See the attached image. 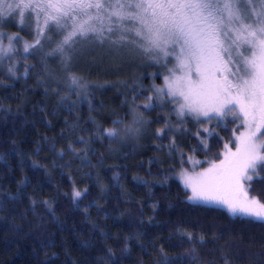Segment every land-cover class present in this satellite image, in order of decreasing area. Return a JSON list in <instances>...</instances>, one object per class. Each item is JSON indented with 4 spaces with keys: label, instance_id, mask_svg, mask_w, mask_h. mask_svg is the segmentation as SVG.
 <instances>
[{
    "label": "trees",
    "instance_id": "obj_1",
    "mask_svg": "<svg viewBox=\"0 0 264 264\" xmlns=\"http://www.w3.org/2000/svg\"><path fill=\"white\" fill-rule=\"evenodd\" d=\"M15 56L6 62L15 65L14 76L6 63L0 65V264H264V223L190 202L177 177L184 168L198 170L221 160L225 146L235 148L243 128L238 118L187 128L167 105L172 134L155 137L160 126L152 101L153 119L138 140L128 143L123 136L134 153L123 152L110 162L109 149L91 141L94 131L86 116L110 140L103 129L114 118L125 121L137 97L151 94L165 104L149 86V70L129 69L127 81L103 76L98 68L74 71L88 85L81 88V104L75 102L79 110H73V100L63 96L71 80L60 77L56 64L42 57L29 68L28 60L17 62ZM145 138L150 139L142 141L138 157L137 141ZM173 140L176 148L170 152ZM81 160L104 167L83 168ZM74 189L82 197L74 200ZM246 192L264 204L260 165Z\"/></svg>",
    "mask_w": 264,
    "mask_h": 264
},
{
    "label": "snow or ice",
    "instance_id": "obj_2",
    "mask_svg": "<svg viewBox=\"0 0 264 264\" xmlns=\"http://www.w3.org/2000/svg\"><path fill=\"white\" fill-rule=\"evenodd\" d=\"M4 5L10 15L19 12L22 27H31L35 12L36 39L25 46V52L31 48V54L37 55L43 48L41 37L52 41L54 34L63 35L53 52L60 53L65 69L89 45L106 47L118 57L148 55L157 63L163 59L165 65L174 60L166 86L155 92L177 105L180 124L191 117L200 124L217 120L219 126L224 116L238 109L249 131L238 137L237 152L226 154L220 166L185 176L184 184L191 189V201L223 205L230 215L242 214L264 223V204L249 199L240 183L251 181L247 173L255 172L258 165L264 170V0H28L14 7L0 0V7ZM23 9H30L27 20ZM4 23L0 11V25ZM3 39L9 41V48L14 47L13 41L19 43L18 36L0 32ZM0 52L7 55L2 47ZM8 72L15 75L11 67ZM71 86L83 87L75 75ZM147 100L143 107L154 108L152 97ZM172 131L165 122L156 135L166 138ZM106 135L115 138L120 132L108 129ZM175 148L173 140L169 151ZM83 194L74 189L73 199Z\"/></svg>",
    "mask_w": 264,
    "mask_h": 264
},
{
    "label": "rangeland",
    "instance_id": "obj_3",
    "mask_svg": "<svg viewBox=\"0 0 264 264\" xmlns=\"http://www.w3.org/2000/svg\"><path fill=\"white\" fill-rule=\"evenodd\" d=\"M9 3L13 4V7L15 6L16 3H27L28 0H8ZM0 11H2L4 13L5 16V23L3 25H0V32L4 33L6 36H18L19 38V43L17 44L15 41H13V45L14 47L9 48V41L7 39H3L2 41H0V47H2L6 52L7 55H4L3 52H0V56H2L3 58L0 59L2 60V62L0 61V65L6 62H11L13 60V58L10 57H16L15 55H17V59H15L17 62H19L18 60L23 59V60H28L30 65L24 64V66H29V68H35V63L36 61H40V59L43 57L44 59L47 60V62H50V64L54 65L56 64L57 68L60 72L63 73V75H61L60 77L66 81V78H69L68 81L71 80V76L74 74V71L78 73V71L80 70V68L84 69V68H98L101 69L103 71V76H108L109 74L111 76H119L120 78H123L124 80H128V78L133 74L132 72L129 71V69L132 68H146L149 71V86L151 87V89L154 90V93L156 94L155 90L158 88H162L166 86V77L170 76V73L168 71L169 68H174L175 66V61L173 60L172 63H168L167 65H165V62L163 59L160 60L159 63L155 62V60L151 59L150 56L148 55H135V56H122V57H118L115 55H112L109 53L108 49L105 48H101L99 46H88V50L87 52L82 56V57H77L76 59H74L70 65V67L68 69H65L64 64L62 63V56L60 55V53L58 52H53V49L56 48L57 43L59 41H61L63 39V35H55L53 36V40L52 41H48L46 39H44L43 37H41V44L43 45V48L41 49V51L39 52V54L37 55H32L31 53L33 52V49L29 48L28 52L24 51V48L26 45H31L35 42L36 39V15L35 12H32V16H31V21H32V25L30 28L28 27H22L19 23L20 21V15L19 12H16L12 15H10L11 10L7 8L6 5H4L3 7H0ZM30 9H23L24 12V17L27 20L28 19V14H29ZM41 19V23L43 20V17L40 18ZM40 45H37V48H39ZM7 59H10L9 61H6ZM171 59V58H169ZM46 62V64H44L43 66H45V68H49V64ZM9 67L14 68V64L11 63H6ZM109 70H108V69ZM8 69V68H6ZM23 72L25 71L26 68H22ZM177 75H179L180 73L177 72ZM134 76V75H133ZM83 78V77H82ZM143 79L145 80V78L143 77ZM157 80H159V82L157 83ZM46 81L49 83L54 84V82L51 81V79H49V77H46ZM146 81V80H145ZM82 85H85L88 83L87 82H82ZM108 83V82H107ZM10 86V84H8ZM86 85V86H87ZM1 86H3V84H1ZM100 86V85H99ZM101 86H103V83L101 84ZM95 87V85H94ZM134 87L133 83L130 87V89ZM81 88L79 86H75V87H70L67 89V92H65V94L63 96H67L66 98H69L70 100H73L72 103V108L73 110H79L78 106L75 104V102H77V104H81L80 103V99H82L83 95L81 93ZM30 89H26L25 92H28ZM96 87H95V91H96ZM94 92V89H92L90 92H87V90L84 91V93H91ZM148 97H152L151 103L153 104L152 101L156 102V107L154 109V111H157L156 116L152 115V110L153 108L150 109H145L143 107V105L145 103H148L149 101L147 100ZM164 101L165 104L163 103V101L160 98H157L153 95H145L143 94L142 97H137L135 99V101L130 102L132 105H130V109H133L131 111V113L129 114V112L126 115V120L122 121L119 118H114L113 120V125L110 126V128H104L103 129V134L106 135V130L108 129H117L120 132V136L118 137H109L107 136L109 139H106L100 132H99V124L96 122V120H94L90 114H88L86 116V122L89 124L90 127H92L91 129V133L94 131L93 133V137H91V141H95V143L97 141L98 144H103L104 147L108 150L109 155H111L110 157L112 158H108L107 161L113 162L116 161L115 156L116 155H121L124 154L123 152L128 153L129 151H131V153H134V146H130L129 144L126 143V141L124 140L123 136H127L128 137V143L129 142H133L134 139L138 140V137L135 138L136 135H138L140 132L143 131V128L146 129L147 124H149L148 120H152V116H154V121L156 122V124L159 127V129H162L165 127V122L170 125L172 124L173 121H169V119L167 118L169 116V114L167 115V105L169 106V112L175 116V118L177 120H179L177 113L175 111V108L177 107V105L175 103H168V98L160 96ZM25 100V99H23ZM62 98L59 99L58 101L62 102ZM85 105L90 108L91 104H89L88 102H85ZM134 105V106H133ZM160 107V108H159ZM158 109H160V111H158ZM33 108L31 109L29 107V111L32 112ZM56 108L53 110L52 114L56 113ZM66 112V111H64ZM113 113V112H112ZM230 116V117H235L238 118L243 126L242 130L239 132L238 136H237V143H236V147L235 148H230L228 146H225V149L223 151V154L221 155V160L217 161V162H212L211 164H209L207 167L202 168V169H185L183 170H179V174H178V180L181 182V184L189 191V197L192 195L191 189L186 187L184 184V177L185 176H196L198 173H203L205 172L207 169L211 168L213 165H217L220 166L222 164V161L225 160L226 154L227 155H231L237 152V149L240 147V141L238 139V137L241 136V134H247L249 129L246 126V121L243 118L242 115L239 114V110L237 109V111L235 113H228L226 116H224L222 119H224L225 117ZM146 121L145 123L141 124L138 123V121L140 120ZM162 121H164L163 123H161ZM216 121V120H215ZM117 122V123H114ZM178 123V122H177ZM186 125L187 128H190L192 126H195L197 124V122L191 118H185L184 119V123ZM153 126V124L151 125ZM155 127V126H154ZM138 129L137 132L135 133H130L127 131V129ZM254 130V129H253ZM264 131V130H262ZM156 135V134H155ZM155 137H158L157 135ZM150 139V138H149ZM149 139H142L141 141H137L138 145V157L140 155H143V153H141V145H144V143H142V141L144 140H149ZM109 142V143H108ZM159 142V141H158ZM156 141V143H158ZM259 142V140H258ZM108 143V144H107ZM140 144V145H139ZM158 145H161L160 143H158ZM162 146V145H161ZM136 147V146H135ZM164 147V146H163ZM157 150L156 148L153 151ZM120 152V153H119ZM151 152V153H152ZM157 151L153 152L156 153ZM150 153V154H151ZM149 154V155H150ZM262 154V152H261ZM104 161H105V157H104ZM81 162V167L84 168V166H90V169H96L99 167H104L103 163H92V161H80ZM97 172V171H96ZM248 175L252 176V178L255 175V172H253L252 170H249V172L247 173ZM83 176V175H82ZM97 176H93L91 178L96 179ZM95 182H97V180H94ZM249 181L244 179L241 180L240 183L243 185V190L246 191V183H248ZM101 186V185H100ZM188 197V200H189ZM192 203H199V204H204V205H211V206H217V207H221L227 210L226 206L223 205H217V204H206L203 201H191ZM235 216H241V217H247L245 215L242 214H238Z\"/></svg>",
    "mask_w": 264,
    "mask_h": 264
}]
</instances>
